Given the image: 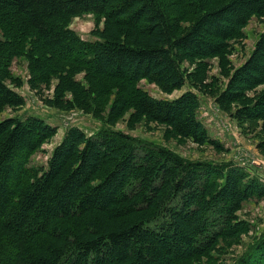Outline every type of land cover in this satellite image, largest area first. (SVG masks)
Masks as SVG:
<instances>
[{"label": "trees", "instance_id": "1", "mask_svg": "<svg viewBox=\"0 0 264 264\" xmlns=\"http://www.w3.org/2000/svg\"><path fill=\"white\" fill-rule=\"evenodd\" d=\"M84 14L104 19L103 40L84 42L68 28ZM253 16L264 17V0H0V112L25 104L7 84L18 85L10 67L25 54L30 84L57 77L58 99L69 89L79 107L107 102L108 123L130 108L136 119L221 150L198 118L195 92L156 100L137 83L180 90L182 63L222 57ZM260 58L264 33L218 104L249 99L245 92L264 84ZM80 70L89 91L72 81ZM98 89L102 97H92ZM237 115L263 118L264 99ZM54 133L35 116L0 121V264L185 263L246 232L238 212L264 198L262 180L232 161L187 160L108 126L91 136L68 128L37 175L30 157ZM237 264H264V235Z\"/></svg>", "mask_w": 264, "mask_h": 264}, {"label": "rangeland", "instance_id": "2", "mask_svg": "<svg viewBox=\"0 0 264 264\" xmlns=\"http://www.w3.org/2000/svg\"><path fill=\"white\" fill-rule=\"evenodd\" d=\"M185 25L189 26L190 23L186 22ZM103 26L104 19L92 14L74 17L68 24L70 30L88 43L103 40L107 36L101 35ZM263 33L264 17L253 16L241 30L240 36L229 42V49L222 57L185 60L182 69L187 83L180 90L170 94L163 92L154 83L145 80L137 83L138 88L156 100H174L187 91L195 92L200 101L198 118L207 130L208 136L220 144L221 150L180 138L165 125L146 120L144 117L136 119L130 108L112 120V123H108L107 102L100 105L98 100L89 108L79 107L74 104L77 94L69 89L61 92V98L58 99V91L61 88L58 89L57 77L53 76L46 83L33 86L30 84L29 62L25 54L15 58L10 67L12 78L17 80L18 85L11 81L7 83L11 89L23 96L25 104L22 107H7L2 110L0 121L13 117L35 116L42 118L55 129L53 136L30 157L29 167L36 170L37 175L46 170L52 151L68 128L77 127L91 136L99 128L108 126L133 138L162 146L187 160L216 163L232 161L264 183V116L249 120L237 115V111L243 106L254 105L256 101L264 99L262 98L264 84L245 92L249 99L239 98L226 104L216 102L229 77L249 58ZM206 40L212 41L209 36H206ZM260 60L264 62V58ZM201 66L203 72L199 70ZM85 73L84 70L77 71L72 81L80 83L83 90L89 91ZM99 83L100 80L96 79L94 85L99 87ZM96 91L97 93H92V97L96 94L102 97L99 93L101 90ZM106 99L107 97L104 100ZM237 216L239 221L245 224L246 232L233 238L220 239L207 256L195 257L180 264H237L264 235V198L245 202Z\"/></svg>", "mask_w": 264, "mask_h": 264}]
</instances>
